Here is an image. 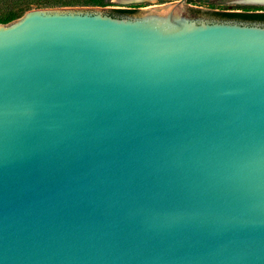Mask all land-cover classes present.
Returning <instances> with one entry per match:
<instances>
[{
	"label": "water",
	"instance_id": "95a60500",
	"mask_svg": "<svg viewBox=\"0 0 264 264\" xmlns=\"http://www.w3.org/2000/svg\"><path fill=\"white\" fill-rule=\"evenodd\" d=\"M0 264H264V25L0 24Z\"/></svg>",
	"mask_w": 264,
	"mask_h": 264
},
{
	"label": "flooded vegetation",
	"instance_id": "af4514ba",
	"mask_svg": "<svg viewBox=\"0 0 264 264\" xmlns=\"http://www.w3.org/2000/svg\"><path fill=\"white\" fill-rule=\"evenodd\" d=\"M184 2L192 12L206 14L220 20L236 21L246 24L264 25V6L244 4L242 0H223L226 4H217V0H177ZM218 6V7H217ZM223 7V8H219ZM134 13L141 9H131ZM112 16L120 17L127 13L110 11ZM128 13V14H134Z\"/></svg>",
	"mask_w": 264,
	"mask_h": 264
},
{
	"label": "trees",
	"instance_id": "16d2710c",
	"mask_svg": "<svg viewBox=\"0 0 264 264\" xmlns=\"http://www.w3.org/2000/svg\"><path fill=\"white\" fill-rule=\"evenodd\" d=\"M109 0H79L81 4L107 6ZM3 9L0 11V24H8L24 16L28 11L39 8H54L71 5L72 1L61 0H0ZM119 13H134L131 9L114 10Z\"/></svg>",
	"mask_w": 264,
	"mask_h": 264
},
{
	"label": "rangeland",
	"instance_id": "374dc122",
	"mask_svg": "<svg viewBox=\"0 0 264 264\" xmlns=\"http://www.w3.org/2000/svg\"><path fill=\"white\" fill-rule=\"evenodd\" d=\"M61 1H69V0H61ZM70 1L74 2V1H79V0H70ZM174 2H178V1L177 0H134L131 2H123L119 0H109L107 3V6H100L97 4H81L80 2H74V3H71V5L54 7V8H81V9L101 8L102 10H104L105 12L109 14H111L110 11H114L118 9H136L137 8L141 10H139L138 12L134 14H124L122 16H139L144 10L150 8L151 6H159V5L174 3ZM215 2L217 4H226V2L223 0H217ZM244 4H248V3H244ZM219 8H223V7H219ZM2 9H3V3L0 2V11ZM191 13H194V12L191 11ZM199 15L205 16L209 19L220 20V19H217L216 17H212V16L202 14V13Z\"/></svg>",
	"mask_w": 264,
	"mask_h": 264
},
{
	"label": "bare ground",
	"instance_id": "6f19581e",
	"mask_svg": "<svg viewBox=\"0 0 264 264\" xmlns=\"http://www.w3.org/2000/svg\"><path fill=\"white\" fill-rule=\"evenodd\" d=\"M119 1L131 2V1H134V0H119ZM241 2L248 3V4H253V5L264 6V0H242Z\"/></svg>",
	"mask_w": 264,
	"mask_h": 264
}]
</instances>
